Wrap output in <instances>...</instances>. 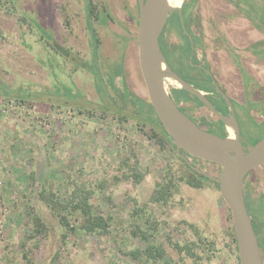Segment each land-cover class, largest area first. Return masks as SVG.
<instances>
[{
    "label": "rangeland",
    "instance_id": "1",
    "mask_svg": "<svg viewBox=\"0 0 264 264\" xmlns=\"http://www.w3.org/2000/svg\"><path fill=\"white\" fill-rule=\"evenodd\" d=\"M196 1V16H205V0H187ZM212 7L209 32L216 33L221 6ZM251 9L264 20V0H252ZM240 16L232 19L241 30ZM136 23L137 0H1L0 264H149L129 256L148 246L159 249L162 264H239L216 187L189 183L191 172L141 111L148 102ZM167 25L178 30L170 17ZM240 30L230 32L242 42ZM173 35L166 37L178 43ZM259 61L254 68L264 81ZM180 72L189 78L186 68ZM175 87L167 83L169 93ZM251 124H243V138L264 135V125ZM196 168L218 173L199 159ZM248 178L253 197L264 202V166ZM170 182L175 189L167 198ZM82 189L91 192L93 215L108 221L103 233L79 228L82 211L72 207Z\"/></svg>",
    "mask_w": 264,
    "mask_h": 264
},
{
    "label": "flooded vegetation",
    "instance_id": "2",
    "mask_svg": "<svg viewBox=\"0 0 264 264\" xmlns=\"http://www.w3.org/2000/svg\"><path fill=\"white\" fill-rule=\"evenodd\" d=\"M247 1L246 4L239 5L230 0H223V6L220 1H213L219 2L221 7H215L216 9L219 8L215 19L216 33H211L209 26L214 23L213 2L205 0V7H203L205 16L197 17L198 1L189 6V2L186 0L181 6V16L178 12H173L170 16L172 21L178 25V30L170 25H165L159 36L160 49L164 48L175 61L179 62L175 66L167 62L169 67L185 82L201 92L216 112L223 116L234 115L243 152L248 151L264 136L262 135L255 140H246L242 137V131L245 130L244 125L251 126V120H256L259 126L264 125V110H262L264 109L262 108L264 107V81L257 78L254 68L257 58L258 61H264V32L260 30L264 28V25L260 23H264V20L256 15L254 9H251L252 0ZM182 9L185 10V15H182ZM174 14L178 18L174 17ZM239 16L242 17L244 23L241 30L239 23L233 20ZM255 23L260 29L258 27L256 29ZM197 26H200L202 30L194 31L199 29ZM230 26L232 29H229ZM134 27H136L135 24ZM167 28L168 34H174L173 36L178 43L167 39ZM230 30H240L242 42L236 39L237 37L233 36ZM181 49L186 50V57H182ZM182 62L186 64V67H183ZM184 68H186L189 78L180 75V71ZM117 69L118 76L123 75L121 69L119 67ZM175 88L170 93L171 97L178 108L198 127L219 137L228 135L226 126L198 98L178 87ZM253 104H258V108L251 106ZM180 154L185 156L194 167L195 170L188 167L190 172L203 177L205 175L200 172L209 174L196 168L198 159L184 154L183 151H180ZM252 172L253 170L248 172L243 181V194L264 262V220L262 218L264 216V202L253 197L254 184L250 180L248 181ZM216 175L213 174V176Z\"/></svg>",
    "mask_w": 264,
    "mask_h": 264
},
{
    "label": "water",
    "instance_id": "3",
    "mask_svg": "<svg viewBox=\"0 0 264 264\" xmlns=\"http://www.w3.org/2000/svg\"><path fill=\"white\" fill-rule=\"evenodd\" d=\"M170 6L167 0H137L136 43L138 66L147 94V102L162 125L175 152L189 168L185 156L217 167L216 176L200 172L217 184L216 190L230 212L239 264H264L243 194L248 172L264 165V136L243 152L234 115L216 112L203 94L179 77L168 65L159 45V36L173 12L181 16V6ZM182 20V18H181ZM167 83L191 93L231 129L233 137H219L198 127L176 105ZM195 170V169H194Z\"/></svg>",
    "mask_w": 264,
    "mask_h": 264
},
{
    "label": "trees",
    "instance_id": "4",
    "mask_svg": "<svg viewBox=\"0 0 264 264\" xmlns=\"http://www.w3.org/2000/svg\"><path fill=\"white\" fill-rule=\"evenodd\" d=\"M1 2V0H0ZM183 5V4H182ZM176 14V13H175ZM173 15L174 17L178 18L177 15ZM90 30V29H89ZM92 31V30H91ZM93 33V31H92ZM93 36H95V34L93 33ZM95 38V37H94ZM160 44V43H159ZM163 51V54L165 56V59L168 63L173 64V57L171 54H169L168 51H166L164 48L161 49ZM171 55V56H170ZM95 73V70L93 71ZM99 75V74H98ZM128 93V91H127ZM130 97H134L133 94H129ZM26 98V97H25ZM20 98V101H23L25 99ZM127 98V97H126ZM136 99L139 101V103H143L142 100H140L139 98L136 97ZM144 104V103H143ZM145 109L142 108L141 111H145L146 109L149 111V117L147 118V122L151 125V128H153L154 130H156L157 132H159L163 138L165 139V141H167L172 148L174 149V146L171 144V141L166 137V133L164 132L161 123L159 122L157 116L155 115L152 107L150 106L149 103L145 104ZM178 155V154H177ZM180 158V157H179ZM180 160L184 163V161L180 158ZM185 164V163H184ZM185 166L188 168V166L185 164ZM191 175L193 176L194 180L193 182H189L192 186L194 187H199V185L201 186L202 182L201 181H206L211 185H214L215 187H217V184L214 181H211L205 177H203L202 175H196L193 174L191 172ZM137 177V176H136ZM139 177L137 178L136 182L139 181ZM175 183L174 182H170L169 184V188H166V191L164 192V194L167 195V198L170 197V195L172 194L173 190L175 189ZM81 191H84L81 194L82 199H80L73 207L72 209H81L82 211V220L80 222L79 228L81 231L87 233V234H93V233H103L104 231H106L107 226H108V221L104 220L102 218V216L99 215H93L92 211H91V203L88 202L89 199V194H91V192L89 190H84L82 189ZM73 194H78L77 191L73 190ZM73 200H71L72 202ZM53 206L55 209L57 208V199L56 202L54 200L51 201ZM55 212H57V210H54ZM230 213V212H229ZM59 214V213H58ZM60 215V214H59ZM60 222L61 225L64 227H69V225L67 224V218L65 216L60 215ZM229 221L231 223V227H230V232H231V237H232V241L235 245V249L236 248V241H235V235H234V231L232 228V219H231V215L229 214ZM135 233V232H133ZM141 236H145L144 233L139 232ZM177 248V247H176ZM177 250L179 251V248H177ZM143 255L146 259L144 260L143 263H149V264H162L160 262H158L159 257H160V251L158 248L152 247V246H148L145 250L141 251V250H132L129 253V256L133 259L136 260L140 263V256ZM159 255V256H157ZM26 257V256H25ZM167 264V263H164Z\"/></svg>",
    "mask_w": 264,
    "mask_h": 264
},
{
    "label": "bare ground",
    "instance_id": "5",
    "mask_svg": "<svg viewBox=\"0 0 264 264\" xmlns=\"http://www.w3.org/2000/svg\"><path fill=\"white\" fill-rule=\"evenodd\" d=\"M182 1H184V0H167L168 4H169L170 6H173V7L180 6L181 3H182ZM168 84H170V83H168ZM170 85L178 86L176 83H171ZM175 89H176V88H175ZM227 133H228V136H229L230 138L233 137V132H232L231 129L228 128V129H227ZM178 156H179V155H178ZM179 157H180V156H179Z\"/></svg>",
    "mask_w": 264,
    "mask_h": 264
}]
</instances>
